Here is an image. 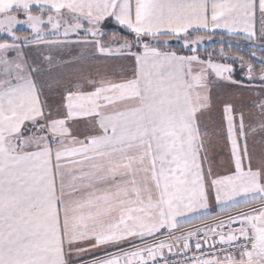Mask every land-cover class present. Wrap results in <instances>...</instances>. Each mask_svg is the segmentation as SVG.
Wrapping results in <instances>:
<instances>
[{
  "label": "snow or ice",
  "instance_id": "1",
  "mask_svg": "<svg viewBox=\"0 0 264 264\" xmlns=\"http://www.w3.org/2000/svg\"><path fill=\"white\" fill-rule=\"evenodd\" d=\"M200 30L264 45V0H0V264H170L165 250L179 264H264V55L202 59ZM162 36L193 54L145 39ZM218 106L229 174L213 176ZM212 192L220 212L259 204L177 235Z\"/></svg>",
  "mask_w": 264,
  "mask_h": 264
},
{
  "label": "rangeland",
  "instance_id": "2",
  "mask_svg": "<svg viewBox=\"0 0 264 264\" xmlns=\"http://www.w3.org/2000/svg\"><path fill=\"white\" fill-rule=\"evenodd\" d=\"M117 28H112L111 30L109 29V26L106 24L105 26V31L108 32V36L109 38L111 37L113 31H115ZM23 36L24 34H18ZM198 35H202V34H198ZM194 35L192 36V38H195ZM204 36V40L201 41L198 45H191V47H196L197 48V52L196 54L198 56H200L202 59H208L210 54H211V59L214 62H225V63H232L231 59L229 60H223V58L220 56V49L218 47L213 48V43L215 42L213 37L210 36H206V35H202ZM131 36H129V33H124L122 31H120V35L119 38L123 39V38H131ZM147 41L151 42L153 44V46H157L160 47L161 50L164 51H175L176 53H178L179 55H192L193 53L190 51L189 48L184 47V41L183 39H179L177 37H171L170 39H159V41H166V43H160L157 44L153 39H147ZM173 46H178L181 48V50H173ZM227 50V49H226ZM225 51V53L229 56V57H236V56H244V51H237V53H235V51ZM55 51V50H54ZM37 50L33 49L28 51V55L29 58H32L36 55ZM250 52H247L245 57L249 58V60L251 59L249 56ZM96 56L98 57L97 54L93 53L92 56L90 57L92 60H96ZM256 57L259 58L260 56L256 53ZM245 61H248L245 59ZM252 62H256L255 60H253ZM94 63V62H93ZM104 63V62H103ZM120 63L122 64H127L126 61H121ZM97 64H100V62H98ZM256 67V66H255ZM233 68H234V74L237 78H243L245 77V73H246V67L244 70H241L240 68V64L237 61L236 63H233ZM229 89L224 88V89H214L213 90V95L214 97L217 99V101L221 98H223L224 94L226 92H228ZM238 95V93H237ZM248 99H256V89H254L252 92L247 94ZM253 112V117L252 119H258L259 118V114L255 111V109H252ZM213 120L215 122V125L220 129L219 131V139L216 141V149H215V164L213 166V176H218V175H227L229 174L227 169L225 168V160L230 156V145H228L227 143V139H226V122H223V116L222 113L220 111V107L218 106L217 108H215L213 110V114H212ZM257 139H259V137H257ZM257 151H259V149H257ZM205 167H207V165H205ZM259 201H257L255 204L252 205H244L241 208H237L234 209L233 212H229V215H234L236 211H243L246 210L249 207H256L258 206ZM209 205L210 207H215V209H213V211L210 212H219V208L217 206L216 200H215V194L214 192L210 193L209 196ZM212 210V209H211ZM166 237V236H165ZM211 243V241H209ZM168 253V252H166ZM164 253V254H166ZM85 261H90L88 259H86Z\"/></svg>",
  "mask_w": 264,
  "mask_h": 264
},
{
  "label": "crops",
  "instance_id": "3",
  "mask_svg": "<svg viewBox=\"0 0 264 264\" xmlns=\"http://www.w3.org/2000/svg\"><path fill=\"white\" fill-rule=\"evenodd\" d=\"M116 25V24H115ZM117 26V25H116ZM16 31H17V34H26V32H27V28H26V26H24V25H18L17 26V29H16ZM208 32H212L211 30H208L207 32L206 31H204V30H200L199 32H194L193 34H204V33H208ZM213 33H219V34H222V35H224V36H228V37H233V38H239V37H237V36H229V35H227V33L224 31V30H216L215 32H213ZM181 35H183V34H181ZM168 37H176V36H162V37H158V38H168ZM148 38H151V37H148ZM248 42H250V41H248ZM252 43V42H251ZM257 44H260L258 41L256 42ZM97 55H99V54H97ZM91 59V58H90ZM93 62H94V64H96V65H98L97 63L98 62H100V63H103V62H105V61H103L102 59H97V56H96V60H95V58H94V60H93ZM87 129L85 128V126L83 125V124H81V125H79L78 126V128H76L75 129V131H78V132H80V133H83L84 131H86ZM82 138V137H81ZM212 209V210H211ZM213 209H215V207H210V205H209V208L207 209V215L206 216H204V218H202V219H192L191 220V223H188V224H184L183 225V227L181 228V229H179L178 230V232H177V235H179V233L180 232H186V231H188L189 229H196V228H203V230L204 231H207V228H204V226L205 225H211V226H213V227H215V225H214V221L215 220H217V219H220V220H222V219H224V217L225 216H227V215H229V213H224V212H210V211H213ZM201 211H204V210H201ZM231 212H233V211H231ZM230 212V213H231ZM222 213H224L223 215H219V214H222ZM194 215H198V213L197 214H192V213H190L189 214V218H191V217H193ZM167 234H165L164 236H161L160 238L161 239H165ZM202 236V235H201ZM203 237V236H202ZM196 238H197V236H193L192 238H191V240H190V244L191 245H193V244H195L196 243ZM149 243H151V241H149ZM125 248H126V246H124ZM174 249H177L176 247H174L173 248V250ZM103 249H98V250H96L95 251V255L96 256H99V257H102L103 256ZM108 251L109 252H111V253H113V254H115V248L114 247H109L108 248ZM166 252H168L167 250H165V253ZM92 255H93V253H88V254H86L84 257H83V259L84 260H86V259H88V260H91V257H92Z\"/></svg>",
  "mask_w": 264,
  "mask_h": 264
},
{
  "label": "trees",
  "instance_id": "4",
  "mask_svg": "<svg viewBox=\"0 0 264 264\" xmlns=\"http://www.w3.org/2000/svg\"><path fill=\"white\" fill-rule=\"evenodd\" d=\"M109 26V29L111 30L112 28H118V26H116L114 23H108L107 24ZM124 33H126V31L124 30H120ZM194 35H198V34H193ZM202 35H206V36H210V37H213L215 42L213 43V48L215 47H218V48H223V49H227L226 51H235V53H237V51H244V56L246 55L247 52H251L252 50H250L248 48V44H250L251 42H248L246 40H243V39H240V38H233V37H228V36H224L222 34H219V33H213V32H208V33H204ZM129 36H131V34L129 33ZM171 37H168L167 39H170ZM146 40L149 39V38H145ZM152 39V38H150ZM158 40L159 39H162V38H157ZM163 39H166V38H163ZM257 44V43H255ZM258 45H261V44H258ZM173 50H181L180 47L178 46H173L172 48ZM257 53V52H256ZM259 56L261 55H264V54H261V53H257ZM246 60L249 61V58L245 57ZM254 65L259 68L260 65L256 62H253ZM244 78V77H243ZM233 211V210H232ZM224 213H229V212H224ZM224 213L222 214H219V215H223Z\"/></svg>",
  "mask_w": 264,
  "mask_h": 264
},
{
  "label": "built area",
  "instance_id": "5",
  "mask_svg": "<svg viewBox=\"0 0 264 264\" xmlns=\"http://www.w3.org/2000/svg\"><path fill=\"white\" fill-rule=\"evenodd\" d=\"M200 240L201 242L203 241V237L202 236H199L196 238V242L197 240ZM217 248H219V245H217ZM204 250L207 254V258H211V255H212V251H210L208 249V246L207 245H204ZM177 249H174L173 252H176ZM165 257L168 258V260L170 261V264H179L180 260H181V257L179 255H171L170 253H166L164 254ZM200 253L195 249V244L191 245V251L188 252V256L191 257V256H199ZM160 264H164V261L161 260L160 261Z\"/></svg>",
  "mask_w": 264,
  "mask_h": 264
},
{
  "label": "water",
  "instance_id": "6",
  "mask_svg": "<svg viewBox=\"0 0 264 264\" xmlns=\"http://www.w3.org/2000/svg\"><path fill=\"white\" fill-rule=\"evenodd\" d=\"M248 48L252 51H256L257 53H261V54H264V52H261L260 49L261 48H264V45H258V44H248Z\"/></svg>",
  "mask_w": 264,
  "mask_h": 264
}]
</instances>
